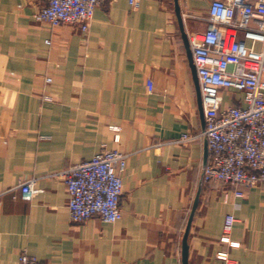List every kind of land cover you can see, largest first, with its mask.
I'll list each match as a JSON object with an SVG mask.
<instances>
[{"label": "crops", "instance_id": "obj_1", "mask_svg": "<svg viewBox=\"0 0 264 264\" xmlns=\"http://www.w3.org/2000/svg\"><path fill=\"white\" fill-rule=\"evenodd\" d=\"M211 2L178 0L187 34L206 30ZM45 3L0 0V264L24 251L40 264H184L191 214L188 264H264V186L240 199L206 183L205 138L174 142L203 130L175 0H106L88 32L37 21ZM104 147L129 154L123 217L73 222L49 174ZM32 178L42 191L24 200ZM228 213L238 246L220 240Z\"/></svg>", "mask_w": 264, "mask_h": 264}, {"label": "built area", "instance_id": "obj_2", "mask_svg": "<svg viewBox=\"0 0 264 264\" xmlns=\"http://www.w3.org/2000/svg\"><path fill=\"white\" fill-rule=\"evenodd\" d=\"M105 1L45 0L34 18L52 26L79 25L88 32L95 9ZM141 1L130 3L137 6ZM188 39L205 128L198 134L186 132L174 142L204 137L210 154L204 181L231 186L241 199L247 189L264 186V0H212L206 30L188 34ZM128 157L117 148L104 147L87 160L49 174L64 181L73 222L95 216L106 223L122 219L120 202ZM35 183L32 178L19 184L24 200L32 201L42 191ZM236 221L233 213L226 215L220 238L231 246L240 244L229 236ZM217 255L228 258L225 251ZM17 264L40 262L24 251Z\"/></svg>", "mask_w": 264, "mask_h": 264}, {"label": "water", "instance_id": "obj_3", "mask_svg": "<svg viewBox=\"0 0 264 264\" xmlns=\"http://www.w3.org/2000/svg\"><path fill=\"white\" fill-rule=\"evenodd\" d=\"M175 10H176L177 18H178V21H179L180 29L182 31V36H183V39H184V42H185V46H186V49H187V54H188L189 62H190V65H191V69H192L193 79H194V83H195V87H196V93H197V98H198L199 112H200V115H201L202 125H203V129H204L205 128V119H204L202 97H201L200 86H199V79H198V75H197V70H196L195 64L193 62V56H192V51H191V47H190V43H189V39H188V34L185 31L184 21H183L180 5L178 4V0H175ZM205 142H206V145H207V140L206 139H205ZM206 164H207V159H205V161L203 163V166H202V173H201L202 181H204V169H205ZM191 219H192V214L190 215V218H189V221H188L185 233H184V237H183V262H184V264H188V235H189V232H190Z\"/></svg>", "mask_w": 264, "mask_h": 264}]
</instances>
